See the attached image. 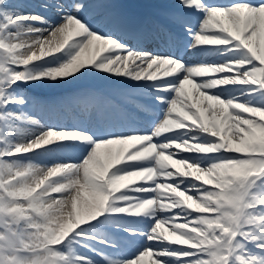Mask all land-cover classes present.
Segmentation results:
<instances>
[{"label": "snow or ice", "instance_id": "obj_1", "mask_svg": "<svg viewBox=\"0 0 264 264\" xmlns=\"http://www.w3.org/2000/svg\"><path fill=\"white\" fill-rule=\"evenodd\" d=\"M123 7L0 0V264H264V0Z\"/></svg>", "mask_w": 264, "mask_h": 264}, {"label": "rangeland", "instance_id": "obj_2", "mask_svg": "<svg viewBox=\"0 0 264 264\" xmlns=\"http://www.w3.org/2000/svg\"><path fill=\"white\" fill-rule=\"evenodd\" d=\"M78 81H75L74 83L76 84ZM64 86V85H63ZM57 88V87H56ZM50 89L53 88H49V87H40V88H32V89H27L26 93L27 95H29L30 97L34 98L35 100H37L38 102L42 103H46L48 100L54 99V97L51 96V94H47V92L50 91ZM44 95L48 96L47 100H45ZM60 97V96H59ZM29 108V107H28ZM26 112L28 113L29 110L26 109ZM64 158H70V157H64ZM124 241V240H123ZM125 242V241H124ZM126 243V242H125ZM127 244V243H126ZM128 245V244H127ZM130 246V245H129ZM109 252H111V250H106ZM111 255V254H110ZM144 264H151V262L147 259H145Z\"/></svg>", "mask_w": 264, "mask_h": 264}, {"label": "bare ground", "instance_id": "obj_3", "mask_svg": "<svg viewBox=\"0 0 264 264\" xmlns=\"http://www.w3.org/2000/svg\"><path fill=\"white\" fill-rule=\"evenodd\" d=\"M245 115H247V114H245ZM47 161H49V160H42L41 163H46ZM54 195H56V194H54ZM145 259H147L151 262L152 257H146Z\"/></svg>", "mask_w": 264, "mask_h": 264}]
</instances>
